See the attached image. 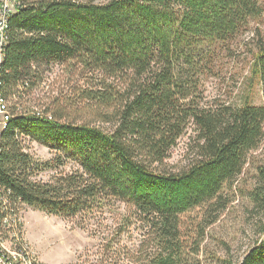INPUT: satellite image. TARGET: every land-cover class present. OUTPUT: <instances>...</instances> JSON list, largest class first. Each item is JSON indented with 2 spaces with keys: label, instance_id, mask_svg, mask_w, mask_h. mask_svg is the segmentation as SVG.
Listing matches in <instances>:
<instances>
[{
  "label": "trees",
  "instance_id": "16d2710c",
  "mask_svg": "<svg viewBox=\"0 0 264 264\" xmlns=\"http://www.w3.org/2000/svg\"><path fill=\"white\" fill-rule=\"evenodd\" d=\"M18 2L0 66L9 113L0 134V231L22 205L84 228L121 203L127 213L115 235L135 221L147 232L132 264H203L208 229L243 193L257 238L240 262L223 263L264 264V149L260 160L252 155L264 141V104L251 101L254 85L264 88V39L251 48L242 101L203 104L201 90L262 17L259 0ZM53 65L71 78L83 73V84L27 100ZM190 123L195 155L173 169L170 150ZM27 141L53 156L30 153ZM68 162L78 168L61 170ZM251 170L255 183L243 191ZM46 171L54 174L38 180Z\"/></svg>",
  "mask_w": 264,
  "mask_h": 264
},
{
  "label": "rangeland",
  "instance_id": "374dc122",
  "mask_svg": "<svg viewBox=\"0 0 264 264\" xmlns=\"http://www.w3.org/2000/svg\"><path fill=\"white\" fill-rule=\"evenodd\" d=\"M106 1L109 0H97L99 3ZM259 2L263 9L262 17L259 21L252 22V29L233 42L231 51L225 52L215 71L202 80L203 104H237L249 92L251 48L261 38L264 39V0ZM82 75L83 73L74 72L71 78L67 67L53 65L46 69L43 82H40L31 95H27V100H47L51 94L66 92L70 82L83 84ZM254 86L251 101L256 105H263L264 88L258 83ZM3 119L4 114L0 111V130ZM197 134L196 126L190 123L171 148L167 162L173 169L187 167L190 163L195 155ZM26 145L27 150L39 158L47 160L53 156L47 147L37 142L27 141ZM263 149L264 141L260 150L252 154L257 156L255 161L260 160ZM76 168L77 164L68 162L61 170L72 171ZM52 174L54 173L46 171L37 179L47 181ZM246 174L245 178L250 182L241 180L244 183L240 184L243 191H248L249 183H255L250 177L253 176V170L248 177ZM242 194H237V201L228 206L230 208L223 212L219 221L208 229L210 233L203 244V264H225V258L238 263L254 244L257 235L252 226V214L248 211L249 200ZM20 211L26 241L32 245L43 264H132V255L137 253L136 249L141 246L147 233L145 226L135 221L123 233L115 235L123 226L127 213L126 206L121 203H117L112 210L106 208L103 212L96 213L92 223L84 228L72 220L23 205L20 206ZM206 249L208 253L205 252Z\"/></svg>",
  "mask_w": 264,
  "mask_h": 264
},
{
  "label": "built area",
  "instance_id": "2783aa9c",
  "mask_svg": "<svg viewBox=\"0 0 264 264\" xmlns=\"http://www.w3.org/2000/svg\"><path fill=\"white\" fill-rule=\"evenodd\" d=\"M18 0H0V66L8 44L9 19L16 12ZM7 103L0 97V111L4 114L1 131L7 127L9 113ZM23 216L20 214L6 215L2 220L0 231V264H43L32 245L24 235Z\"/></svg>",
  "mask_w": 264,
  "mask_h": 264
},
{
  "label": "bare ground",
  "instance_id": "6f19581e",
  "mask_svg": "<svg viewBox=\"0 0 264 264\" xmlns=\"http://www.w3.org/2000/svg\"><path fill=\"white\" fill-rule=\"evenodd\" d=\"M5 129V128H4ZM10 213V212H9Z\"/></svg>",
  "mask_w": 264,
  "mask_h": 264
}]
</instances>
